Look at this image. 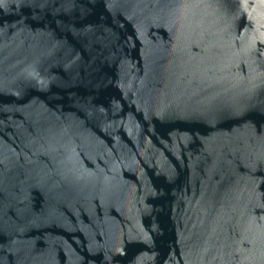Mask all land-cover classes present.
<instances>
[{"label":"water","instance_id":"obj_1","mask_svg":"<svg viewBox=\"0 0 264 264\" xmlns=\"http://www.w3.org/2000/svg\"><path fill=\"white\" fill-rule=\"evenodd\" d=\"M0 264H264V0H0Z\"/></svg>","mask_w":264,"mask_h":264}]
</instances>
